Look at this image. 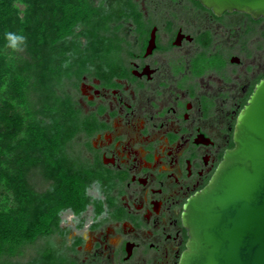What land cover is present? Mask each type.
Returning a JSON list of instances; mask_svg holds the SVG:
<instances>
[{
  "label": "flooded vegetation",
  "instance_id": "1",
  "mask_svg": "<svg viewBox=\"0 0 264 264\" xmlns=\"http://www.w3.org/2000/svg\"><path fill=\"white\" fill-rule=\"evenodd\" d=\"M128 4L116 53L76 88V143L102 208L61 222L66 234L50 239L59 264H179L184 205L234 147L237 116L264 80L263 17L197 0Z\"/></svg>",
  "mask_w": 264,
  "mask_h": 264
},
{
  "label": "trees",
  "instance_id": "2",
  "mask_svg": "<svg viewBox=\"0 0 264 264\" xmlns=\"http://www.w3.org/2000/svg\"><path fill=\"white\" fill-rule=\"evenodd\" d=\"M128 5L0 0V264H59L50 239L66 234L62 214L101 211L89 193L99 190L97 175L76 143L83 120L75 92L85 72L116 53ZM17 35L24 41L13 48ZM40 240V253L22 263Z\"/></svg>",
  "mask_w": 264,
  "mask_h": 264
},
{
  "label": "water",
  "instance_id": "3",
  "mask_svg": "<svg viewBox=\"0 0 264 264\" xmlns=\"http://www.w3.org/2000/svg\"><path fill=\"white\" fill-rule=\"evenodd\" d=\"M216 13L264 18V0H197ZM234 147L184 205L179 264H264V80L240 110Z\"/></svg>",
  "mask_w": 264,
  "mask_h": 264
},
{
  "label": "rangeland",
  "instance_id": "4",
  "mask_svg": "<svg viewBox=\"0 0 264 264\" xmlns=\"http://www.w3.org/2000/svg\"><path fill=\"white\" fill-rule=\"evenodd\" d=\"M44 187L45 186H43V185H41V183H40V185H36V188H38V189H44ZM89 193H90V195L93 197V198H95V199H97V197H99V193L96 191V189H91L90 191H89ZM91 205H89V207H90ZM62 221L65 223V224H67L68 222V220H75V218H72L71 219V213L69 212V211H66V212H64L63 214H62ZM45 241H37L36 242V245L35 246H33V247H30V248H28L27 250H26V253L24 254V256H22L19 260L22 262V263H24V262H26V261H28V259L36 252V254L37 253H40V250H41V246H42V244H45L44 243ZM38 255V254H37ZM36 255V256H37Z\"/></svg>",
  "mask_w": 264,
  "mask_h": 264
},
{
  "label": "clouds",
  "instance_id": "5",
  "mask_svg": "<svg viewBox=\"0 0 264 264\" xmlns=\"http://www.w3.org/2000/svg\"><path fill=\"white\" fill-rule=\"evenodd\" d=\"M12 41H13L12 47L15 48L16 47V42L19 41V42L23 43L24 37L23 36H19V35L12 36Z\"/></svg>",
  "mask_w": 264,
  "mask_h": 264
}]
</instances>
